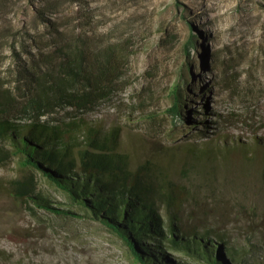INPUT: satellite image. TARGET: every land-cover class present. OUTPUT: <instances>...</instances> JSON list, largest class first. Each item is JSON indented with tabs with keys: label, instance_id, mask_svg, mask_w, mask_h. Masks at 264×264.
Segmentation results:
<instances>
[{
	"label": "rangeland",
	"instance_id": "rangeland-1",
	"mask_svg": "<svg viewBox=\"0 0 264 264\" xmlns=\"http://www.w3.org/2000/svg\"><path fill=\"white\" fill-rule=\"evenodd\" d=\"M190 33L196 42L188 62L183 50ZM57 37L121 41L130 54L125 80L81 115L90 123L128 125L135 137L147 135L162 148L211 140L230 146L227 158L199 163L201 171L189 176L181 156L162 162L195 195L184 203L188 213L225 231L235 245L255 248L264 260V0H0V85H17L28 51L38 59L39 48L53 50ZM185 61L187 115L181 118L166 109L169 87ZM123 139L132 145L124 134ZM143 145H134L139 156L147 153ZM21 170L28 171L16 154L0 162V264H140L122 238L83 216L40 172L39 187L52 202L80 214L39 206L32 211L7 188Z\"/></svg>",
	"mask_w": 264,
	"mask_h": 264
},
{
	"label": "trees",
	"instance_id": "trees-1",
	"mask_svg": "<svg viewBox=\"0 0 264 264\" xmlns=\"http://www.w3.org/2000/svg\"><path fill=\"white\" fill-rule=\"evenodd\" d=\"M76 38L64 42L57 37L58 45L50 44L53 50L39 48L38 59L28 51L29 64L17 71V85H0V162L13 153L28 170L10 179L8 190L32 211L39 206L65 215L79 213L52 202L39 187L35 173L40 172L82 208L83 216L120 236L142 264H264L255 248L235 245L225 231L188 213L184 203L194 201L195 195L187 184L174 180L162 162L166 156H181L183 174L189 176L201 171V163L219 155L227 158L230 146L211 140L200 146L162 148L147 135L135 137L128 125L90 123L81 115L109 98L125 80L130 54L121 41L103 44ZM195 42L190 33L183 50L187 61ZM187 61L169 87L171 105L166 109L181 118L187 115L182 85ZM66 107L72 109L60 115ZM145 115L151 117L152 112ZM123 134L132 140L131 146ZM138 142L147 148L144 156L137 155ZM238 146L234 148L241 154L254 158L247 147Z\"/></svg>",
	"mask_w": 264,
	"mask_h": 264
},
{
	"label": "water",
	"instance_id": "water-1",
	"mask_svg": "<svg viewBox=\"0 0 264 264\" xmlns=\"http://www.w3.org/2000/svg\"><path fill=\"white\" fill-rule=\"evenodd\" d=\"M120 237V236H119ZM121 238V237H120ZM137 261V260H136ZM139 262V261H138ZM140 264H142L141 262H139Z\"/></svg>",
	"mask_w": 264,
	"mask_h": 264
}]
</instances>
